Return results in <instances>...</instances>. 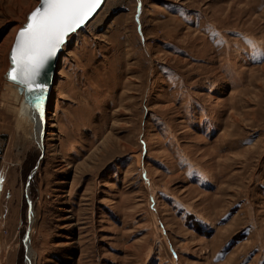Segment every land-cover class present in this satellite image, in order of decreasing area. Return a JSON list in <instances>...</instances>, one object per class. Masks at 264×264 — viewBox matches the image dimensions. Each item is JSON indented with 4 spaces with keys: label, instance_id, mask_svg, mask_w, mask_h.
<instances>
[{
    "label": "rangeland",
    "instance_id": "374dc122",
    "mask_svg": "<svg viewBox=\"0 0 264 264\" xmlns=\"http://www.w3.org/2000/svg\"><path fill=\"white\" fill-rule=\"evenodd\" d=\"M39 2L0 0V264H264V0H105L43 147L7 81Z\"/></svg>",
    "mask_w": 264,
    "mask_h": 264
},
{
    "label": "snow or ice",
    "instance_id": "6c2138e0",
    "mask_svg": "<svg viewBox=\"0 0 264 264\" xmlns=\"http://www.w3.org/2000/svg\"><path fill=\"white\" fill-rule=\"evenodd\" d=\"M100 3L101 0H40L17 33L7 79L29 94L41 121L47 92L42 76L67 37L90 19Z\"/></svg>",
    "mask_w": 264,
    "mask_h": 264
},
{
    "label": "water",
    "instance_id": "95a60500",
    "mask_svg": "<svg viewBox=\"0 0 264 264\" xmlns=\"http://www.w3.org/2000/svg\"><path fill=\"white\" fill-rule=\"evenodd\" d=\"M104 1H105V0H101V3L97 6V8L95 9L93 15L90 17V19H89L85 24H87V23H88V22L94 17V15H95L96 12L100 9V7L102 6V4H103ZM39 5H40V2L37 4V6H36L32 11H34ZM32 11L29 12L28 16L30 15V13H31ZM28 16H27V18H28ZM26 23H27V20H26V22H25V23H24V24H23V25L17 30V33L20 31V29H21ZM85 24H84V25H85ZM84 25H82L81 27H83ZM81 27H80V28H81ZM80 28H78L77 30H79ZM77 30H76V31H77ZM76 31H75V32H76ZM17 33H16V35H15V38H16V36H17ZM70 35H71V34H70ZM68 37H69V36H68ZM68 37H67L66 41L68 40ZM15 38H14V42H15ZM14 42H13V44H12V47H13V45H14ZM65 43H66V42H65ZM63 46H64V45H63ZM63 46H62V48L58 51L56 57H55V58L49 63L48 67L46 68V70H45V72H44V74H43V76H42V81H43L44 83L47 84V92L45 93V102H44V108H43V109L46 108L48 98H49V96H50V94H51V91H52L53 81H54V75H55V71H56V68H57V63H58V60H59V57H60L61 51L63 50ZM11 50H12V48H11ZM11 50H10V53H11ZM10 53H9V57H10ZM9 60H10V58H9ZM9 70H10V67H9L7 73L9 72ZM7 81H8V84H10L11 86L15 87V89H16L18 95H20V96L22 97V104H21V106L24 108V106L26 105V107H29V109L32 110V109H33V106H32V104L30 103L29 94L26 93V91L24 90V88H23L22 86H19V85L14 84L13 82H11V81L8 80V79H7ZM42 147H43V146H42ZM29 205H30V210H31V209H32V204H31V200H30V199H29ZM31 211H32V210H31ZM25 239H26L25 242H26V245H27V248H28V244H29V243H28V234H26Z\"/></svg>",
    "mask_w": 264,
    "mask_h": 264
},
{
    "label": "bare ground",
    "instance_id": "6f19581e",
    "mask_svg": "<svg viewBox=\"0 0 264 264\" xmlns=\"http://www.w3.org/2000/svg\"><path fill=\"white\" fill-rule=\"evenodd\" d=\"M46 110H47V105H46V108L43 109V120L46 118V113H47ZM19 113H20L21 117L26 119V121H28V122L33 121V128H32L33 130L32 131H33L34 140H36L38 142L39 146L42 147L44 145L43 144V137H42L43 133L41 132V125H42L43 120L41 121L39 119V114H37L34 109L30 110L29 107H26V105L24 106V108L22 106L19 107ZM42 131H43V129H42ZM30 254H31V252L29 251V255Z\"/></svg>",
    "mask_w": 264,
    "mask_h": 264
}]
</instances>
